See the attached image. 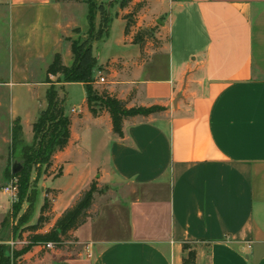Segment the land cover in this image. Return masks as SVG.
<instances>
[{
    "label": "crops",
    "instance_id": "1",
    "mask_svg": "<svg viewBox=\"0 0 264 264\" xmlns=\"http://www.w3.org/2000/svg\"><path fill=\"white\" fill-rule=\"evenodd\" d=\"M140 2L139 18L158 24L162 42L152 54L133 40L125 44L138 48L137 61L123 64L136 90L128 95L126 86L116 98L128 108L164 110L124 120L118 138L106 111L92 116L84 90L75 86L79 102L69 90L70 139L41 177L37 214L48 200L52 228L92 181L114 197L92 210L94 201L93 216L74 232L73 254L35 246L20 263L182 264L188 244L195 264H264V0L130 4ZM166 6L174 13L166 15ZM86 15L87 0H0L8 50L0 89L10 93L12 110H22L24 130L42 85L32 78L55 54L67 66L64 34L88 28ZM164 64V77L152 71ZM16 93L28 98L19 102ZM13 203L0 189V226L9 216L13 222Z\"/></svg>",
    "mask_w": 264,
    "mask_h": 264
},
{
    "label": "rangeland",
    "instance_id": "2",
    "mask_svg": "<svg viewBox=\"0 0 264 264\" xmlns=\"http://www.w3.org/2000/svg\"><path fill=\"white\" fill-rule=\"evenodd\" d=\"M123 0H97L96 7L97 12L94 21V31L92 36L87 35L88 28H73L64 34L63 42L66 48L69 50V59L67 60L68 64L66 67H71L73 63V56L71 54L72 46H80L81 43L87 42L91 45V56L95 58L97 61V68H100L102 71V75L107 80V84L105 85H97L95 80L93 79L90 83L93 92L96 95H100L102 93H107L111 96L121 97V91L126 89V86H129L128 95H132L135 93L136 85L132 84L134 82L135 77L130 75L131 67L124 66L125 62L134 63L137 60L133 58L138 55V48L135 46H125V44L130 43V40H137L141 45V48H146L148 52L151 54L155 52L160 47L162 41H160V37H158L159 26L152 22V25L146 27L144 25V21H142L139 17H142V10L145 7V2L135 3L132 5L128 3L126 5L125 10L120 9L119 4ZM166 6V15H169L170 12ZM109 15L111 18V23L108 31H105V23L104 20L106 16ZM165 17L167 18V16ZM120 17V19H119ZM130 25L129 29V37H123L124 31V22ZM106 32V33H105ZM132 35L130 36V34ZM127 35V36H128ZM126 36V35H125ZM168 36V35H167ZM172 36V37H171ZM176 37V27L173 28V35L170 34V38L175 40ZM124 40V41H122ZM162 40H168V37H163ZM122 41V44H121ZM8 50L7 44L5 40V30L2 27L0 29V85L3 84L7 77L6 73L8 70ZM115 59V61H111ZM158 60L154 61L153 65L157 66ZM64 64V61H63ZM152 65V66H153ZM154 66V67H155ZM152 69L154 72L161 77L167 75V64H164L162 67H155ZM42 68L41 64L36 66L37 71L40 72ZM33 81H40L42 84L41 87H35L34 92L32 94L34 101V108L29 109V116L32 113V116L35 120L30 125H28L24 130V123L22 122V118L17 116L16 113H20L22 110L18 107L15 110L11 108V96L10 93L4 92L0 89V189L3 190L5 188L11 178L10 171L12 165V131L15 132V136L20 145L26 148L35 149L33 145V132L32 125L37 121L40 113L44 111L47 107L46 100V92L48 89H53L56 92L57 97L56 100L59 104L64 107V115L69 119V108L71 106V102L68 101L69 90L72 92L73 99L78 100V95L82 93L81 89L75 86H80L85 93V86L83 84H71L72 88L67 87V90H64L65 86L68 83H64V80L61 76H53L47 75L43 73L41 76L33 77ZM114 87L110 92V88ZM122 87V88H121ZM1 88V86H0ZM70 88V89H69ZM80 93V94H79ZM125 95L124 93L122 96ZM28 98L24 93H16V99L19 102ZM85 100L87 104V96L85 93ZM42 102L45 103V109L42 107ZM24 106V105H23ZM88 107V106H87ZM102 111H98V115H100ZM29 117L28 120H30ZM49 135V132L47 133ZM46 136V137H47ZM31 169L30 175V188L27 192L26 199L20 205V211L17 216H13V222H10V216L4 218L3 226H0V241H4L11 250L20 251L23 248L30 246L32 243L31 238L35 235L45 234L49 232L52 228L48 226V222H46V218H43V222H39L38 218L40 213L37 214V204L35 205L36 196H40V182L41 177L43 175H47V172L50 168L49 166L41 165L40 163L33 161L29 165ZM40 175L39 180L37 179V175ZM16 197L14 199L13 204L18 203V190H19V179L16 178ZM99 194L95 199V208H100L105 205L106 202L113 199L114 196H111L103 187H99ZM38 200V198H37ZM92 212V211H91ZM12 216V213H11ZM93 215H89V218ZM37 217V218H36ZM88 218V219H89ZM86 220V222L88 221ZM15 225H11L13 223ZM85 222V223H86ZM47 223V224H45ZM11 225V226H10ZM33 226H37L34 231ZM78 230V229H77ZM86 230V229H84ZM84 230L82 232H84ZM75 231L69 233L67 238L62 239L60 243L54 245L52 249H45L44 243L38 242L33 247L38 246L42 248L41 252H50V251H59L61 257L70 256L75 252L77 244V238L74 235ZM107 235H113V233L107 230ZM32 247V248H33ZM15 264L20 263V259H17Z\"/></svg>",
    "mask_w": 264,
    "mask_h": 264
},
{
    "label": "trees",
    "instance_id": "3",
    "mask_svg": "<svg viewBox=\"0 0 264 264\" xmlns=\"http://www.w3.org/2000/svg\"><path fill=\"white\" fill-rule=\"evenodd\" d=\"M133 0H123L119 7L125 9L128 3ZM97 0H87V35L92 36L94 31V21L96 16ZM105 31H108L111 18L106 16ZM130 25L126 23L124 27V35L129 34ZM106 33V32H105ZM135 43L139 44L137 40ZM141 47V45H140ZM71 54L73 63L71 67H66L60 54H55L52 62L49 64L46 72L47 75L61 76L64 83L68 84H83L87 96V106L92 116H97L98 111H106L110 117L112 125V133L118 137H123V122L126 119L136 116H148L159 113L164 108L159 106L151 107H132L128 108L126 102L117 99L107 93L96 95L92 87L91 81L94 79L97 68V61L91 56V45L83 42L80 46H72ZM57 94L53 89H48L46 92L47 107L42 111L37 121L32 125L33 145L35 149L26 148L20 145L16 139L15 132L12 131V163L16 162L21 165V170L10 178L19 179L18 203L12 206V217L17 216L20 211V205L26 199L27 192L30 186L31 169L29 165L36 161L41 165L49 166L52 157L58 151H62L68 144L70 139V120L64 115V107L56 100ZM46 132H49L47 136ZM47 136V137H46ZM41 174L37 175L39 180ZM96 181H92L88 189L80 195L77 201L68 208L55 222L52 229L40 235H35L31 238V245L23 248L20 251L11 250V248L0 241V264H15L17 259H20L25 253L30 251L32 247L38 243H60L62 239L67 238L70 232L77 230L85 224L89 218V211L99 194V188ZM37 196L35 205L37 204ZM49 209L48 200H44L40 208L39 222H43L44 214ZM4 222L2 223L3 226ZM37 226H33L34 231ZM182 249L184 257L182 264H195L196 253L188 244H183Z\"/></svg>",
    "mask_w": 264,
    "mask_h": 264
},
{
    "label": "built area",
    "instance_id": "4",
    "mask_svg": "<svg viewBox=\"0 0 264 264\" xmlns=\"http://www.w3.org/2000/svg\"><path fill=\"white\" fill-rule=\"evenodd\" d=\"M94 80H95V83L97 85H105L107 84V80L106 78L103 77L102 75V71L99 70V71H96L95 73V76H94ZM71 112L73 113L74 110L72 109ZM16 178H11L9 184L3 188L2 192L6 195L9 196V198L14 201L15 197H16ZM54 243H44V248L45 249H52L54 247Z\"/></svg>",
    "mask_w": 264,
    "mask_h": 264
},
{
    "label": "water",
    "instance_id": "5",
    "mask_svg": "<svg viewBox=\"0 0 264 264\" xmlns=\"http://www.w3.org/2000/svg\"><path fill=\"white\" fill-rule=\"evenodd\" d=\"M21 170V165L19 163L13 162L11 165V174L15 176Z\"/></svg>",
    "mask_w": 264,
    "mask_h": 264
}]
</instances>
